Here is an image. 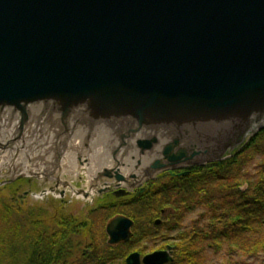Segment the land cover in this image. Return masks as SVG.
Masks as SVG:
<instances>
[{
    "label": "water",
    "instance_id": "1",
    "mask_svg": "<svg viewBox=\"0 0 264 264\" xmlns=\"http://www.w3.org/2000/svg\"><path fill=\"white\" fill-rule=\"evenodd\" d=\"M262 127L264 0H0V170L40 179L39 197L128 194ZM134 224L110 217L107 243ZM141 255L126 264L174 261Z\"/></svg>",
    "mask_w": 264,
    "mask_h": 264
},
{
    "label": "trees",
    "instance_id": "2",
    "mask_svg": "<svg viewBox=\"0 0 264 264\" xmlns=\"http://www.w3.org/2000/svg\"><path fill=\"white\" fill-rule=\"evenodd\" d=\"M261 156L255 177H246L248 173L242 172L249 162ZM190 173L181 177H169V182L162 185H150L143 193L135 197L119 198L113 197L106 207L125 212L120 206L131 202L136 208L135 211L127 212L135 219V232L132 243H123L114 248L107 245L106 249L92 252L91 256H83L85 260L81 264H106L113 260L112 255L119 258L126 256L134 246V243L143 240L145 236L157 234L163 227L167 234L176 232L172 238L176 245L174 261L168 264H206V252L210 247H221L223 242L238 246L236 239L238 236L246 234L248 231L264 223V128L262 127L253 137H251L239 150L234 151L230 156L222 160L210 162L205 165L189 167ZM155 182L153 181L152 184ZM243 183V184H242ZM245 184H247L246 187ZM131 199V201H130ZM125 201V202H124ZM146 208V213L140 215V211ZM201 205L204 211L194 220L192 225L183 226V222L188 212L193 211ZM4 207V206H3ZM0 207V216L6 222L13 221L14 211L11 207L4 210ZM163 208L171 211L164 216L163 227H148L153 224V218L160 216ZM33 212V211H32ZM139 212V213H138ZM30 216V215H29ZM39 211V217H41ZM143 218V221H141ZM90 220H86V225ZM35 223L41 225L43 220L39 219ZM69 223H72L71 221ZM43 230L29 232L28 238H60L70 240L73 229L67 228L65 231H57L51 228L50 222L45 223ZM142 225V226H141ZM140 227V229H138ZM42 230V231H41ZM13 237H17L16 230L9 231ZM46 232V233H45ZM14 233V234H13ZM148 233V234H147ZM10 234V235H11ZM166 234V236H167ZM3 235V233H2ZM0 232V246H3V237ZM168 238V237H166ZM10 243L8 245H11ZM55 248H62L61 241L55 243ZM246 252L258 253L259 249L264 250V238L255 240L248 246H244ZM108 249V251H107ZM106 252L107 255H103ZM96 253V254H95ZM117 254V255H116ZM49 255L53 259L49 262L39 260L34 264H63L67 262L68 254L59 250ZM1 258V255H0ZM2 262L3 264V258ZM61 260V261H60ZM17 257L12 258L16 262ZM30 261V260H29ZM26 260L25 263L33 264ZM59 261V262H56ZM264 264V263H263Z\"/></svg>",
    "mask_w": 264,
    "mask_h": 264
},
{
    "label": "rangeland",
    "instance_id": "3",
    "mask_svg": "<svg viewBox=\"0 0 264 264\" xmlns=\"http://www.w3.org/2000/svg\"><path fill=\"white\" fill-rule=\"evenodd\" d=\"M260 159H261V156H257L256 159H253L251 162H249V164L246 167L242 168L243 169L242 172L248 173L246 175V177H251V178H252V176L255 177V173L257 171ZM213 162H215V161H213ZM161 177L159 176V177H157L158 179L154 180V182H155L154 185L156 187H157V185H160V184L162 185L164 182H169V177H171V176L169 174H165L164 176H161ZM0 183H1V181H0ZM1 188H5V189H3L0 192V207H2L4 210H6V208H8V207H11L13 209V211L15 212L16 205L18 204V202L16 200L13 201L11 199V195L13 193L10 194L8 192L9 191V190H7L8 187L6 188L5 186H1ZM32 190H34L33 194L35 192L36 193L40 192V189L38 187H34V189H32ZM105 194H106V192L101 193L98 196H94V199H92L91 201H88V200L85 201V200H83V198L80 199V198H76L74 196L72 198L67 197L68 201L71 200L70 201L71 203L66 208H64V211L66 213L68 212V213H74V214L84 213L87 217L88 216L90 217V222L87 223V225H86V221H83L80 225H78V227L81 230H75V228L71 227V229H73V233L70 236L71 238H70V240H69L70 242H68V244L72 245V249H75V252L71 254V256L68 258L69 261L66 262L65 264H69L70 262L71 263L75 262L74 261L75 258L78 259L77 264H81L85 260L84 258H82L83 255H81L83 249H91L92 252H94V251L97 252L96 248H95L96 247L95 241H97L98 250H101V249L105 250L106 249L108 237H107L104 226H106L107 220L111 216H114V214L119 212V211H118V208L114 207V206H113V209L108 208V207H103V206H106L110 202V200L113 198L111 196H106ZM119 198H125V197H119ZM50 199L55 200V201L58 200V199H56V197H52ZM29 200L31 201V198H29ZM42 200L44 201V199H42ZM42 200H39V201L42 202ZM130 201H131V199H130ZM97 204H98V206H97ZM148 205L149 204H146V206H144L145 209H142L140 211V213L139 212L138 213L143 216V214L146 213V208ZM95 206L98 207V218L95 217L94 213H90V212H94ZM81 207H83L86 211H82ZM149 207H150V205H149ZM120 209L125 211V212H123V214H127V212H129V211H135L136 210V208L132 205L131 202L127 203L126 205L120 206ZM40 210L42 211V214L44 212V213L48 214V216H50V217L53 214H55V211L50 213L51 211L50 210L48 211L47 207L45 209L42 206ZM202 211H204V207L199 205L198 208L194 209L193 211L188 212V215L183 222V226L192 225L193 224L192 222L200 216ZM128 216H130V215H128ZM11 219H13V221L6 222L0 216V232H1V235L3 233L2 236H4L2 239V241H3L2 245L3 246H0L1 258H3V261L5 264H28V263H25L27 259H25V261L22 260L24 257H22L20 254L26 256L27 254H29L31 252V247H30V245H27V244L19 246L18 240L23 239L24 237L22 234L20 235V233L18 232L19 225H17L16 215H14V217H11ZM91 219H92V222H91ZM94 220L96 222H93ZM141 221H143V218H141ZM71 222H73V221H71ZM53 225L56 226V224H53ZM53 225H52V227H53ZM65 226L66 227H63V229H65V231H67L68 230L67 228H70V226H74V223L72 224V223L67 222V224ZM23 229L25 230L24 227H23ZM134 229H135V226H134L133 230ZM138 229H140V227H138ZM15 230H16V233L18 234L17 237H13L11 234L12 232L11 233L9 232V231L14 232ZM135 230H134V232H135ZM161 230H163V232H161L160 235L162 233L167 234L166 230H164L163 228ZM175 234H176L175 231L168 233L166 236L168 238H165L164 240L162 238H157L156 240L150 241V240L145 238L144 242H141L142 243L141 246H139L140 244H138V242H136V243H134V246L132 247V249L134 251H139L140 253H145V252L148 253V252L154 250L155 248L158 249V247H160V248L163 247L166 243L174 244L173 242L175 239H173L172 237L175 236ZM133 237H134V235H133ZM262 238H264V223L262 225L255 227L254 229L248 231L246 234L238 236V238L236 239L238 246L230 245L227 241V242H223L222 246L219 248H217V247L208 248L207 252H206V262L205 263L206 264H263L264 263V250H263V248L259 249L258 253H249V251L246 252V250H245L246 248H244V246H248L250 243L254 242L255 240H259ZM129 241H128L129 243H132V237L130 238ZM10 243H13V244L8 245ZM123 243H127V242H123ZM123 243H121V244H123ZM22 248L24 249V251H22ZM20 251H22V252H20ZM107 251H108V249H107ZM99 252L100 251H98V254H99ZM103 253H104L103 255H107L106 252H103ZM127 256H128V254H126V256L124 255V257L121 256V258H119L115 255H112V257L114 259L111 260L110 262H108L107 264H126V257ZM13 257H15V259L17 257V261H16L17 263L12 262ZM1 258H0V264H3V263H1L2 262ZM58 264H60V263H58Z\"/></svg>",
    "mask_w": 264,
    "mask_h": 264
},
{
    "label": "flooded vegetation",
    "instance_id": "4",
    "mask_svg": "<svg viewBox=\"0 0 264 264\" xmlns=\"http://www.w3.org/2000/svg\"><path fill=\"white\" fill-rule=\"evenodd\" d=\"M0 185L1 186H5L6 188L8 187L7 190H9L8 192L11 194V199L14 201L16 200L18 202V204L16 205V210H15V215H16V221H17V225H19L18 228V232L20 233V235L22 234L23 236L25 235L28 238V234L29 232H33L34 230H40L44 228V226L46 225L45 223H47V221L50 222L51 228H56V234L55 232H53L54 235H58L57 231H62L63 227H66L65 225L67 224V222L73 221L72 224L74 223V226H71L72 228H75V230H81L78 225H80L83 221H86V219L90 220V217L86 216L84 213H80V214H74V213H66L64 211V208H66L71 202V200L68 201L67 197H73L70 191H66L63 196H56L53 193H47L45 195H43V197H39L38 193H34L32 189H34V187H38L40 189V191L42 190L39 186V182L40 179H37L35 177H29L26 175H23L22 177H17L18 175L14 174L12 171H10L8 168H4L2 170H0ZM183 171H190L189 168H176L173 169V171L171 172L170 170L164 171L163 173H159L157 177H161L164 176L165 174H169L171 177H181V176H185V175H179L181 172ZM175 174H172V173ZM59 173V170H56V174ZM190 173V172H189ZM188 173V174H189ZM186 174V175H188ZM67 177H69L67 172H64L63 175V179H67ZM157 177H155L152 180H148L143 182V184H140L137 187H134L130 190V192L128 194H124V195H117L116 194V189H111L109 191L106 192V196H111V197H135L138 196L140 194H143L150 185H153V181L158 179ZM11 178H13V181H10ZM162 178V177H161ZM158 181V180H157ZM78 186L81 185V182L77 183ZM0 186V192L5 189V188H1ZM63 187V186H61ZM144 188V190L142 189ZM38 194V195H37ZM52 197H56V199H58L57 201L52 200L50 198ZM76 197V196H74ZM29 198H31V201L29 200ZM44 199V201L42 200ZM98 199V198H97ZM39 200H42L39 201ZM98 203V202H97ZM43 206V208L47 210L51 211L50 213H52L53 211H55V214H53L51 217L48 216V214L44 213L42 214V211L40 210L41 207ZM98 206V204H97ZM95 206L94 208V212H90V213H94L95 217L98 218V207ZM106 207V206H103ZM82 211H86L83 207H81ZM33 211V212H32ZM39 211H41V217H39ZM171 210L167 209V208H163L160 211V216H157L155 218H153L152 223L153 224H147L148 227L150 226H155V227H163V223H164V216L167 215V213H169ZM117 213H123V212H117ZM116 214V213H115ZM114 214V215H115ZM30 215V216H29ZM87 217V218H86ZM112 217V216H111ZM162 219L161 222L156 223L155 220L156 219ZM39 219L43 220L44 223H42L41 225H39L38 223H35L36 221H38ZM92 222V219H91ZM93 222H96L95 220ZM135 222V220H134ZM53 224H56V226H54ZM53 225V227H52ZM132 232L134 235V225H132ZM23 227L25 228V230L23 229ZM62 227V228H61ZM164 230H166L165 227H163ZM41 230V231H42ZM65 230V229H64ZM158 233L153 235V236H145L143 237V240H139L138 244H140L139 246L142 245L141 242H144L145 238L148 240H156L157 238H162L163 240L166 238V234H161V232H163V230H159L158 229ZM46 233V232H45ZM76 233V232H75ZM74 233V234H75ZM148 234V233H147ZM132 235V237H133ZM59 236V235H58ZM27 238H23V239H19V246L22 245H30L31 247V252L29 254H27L26 256L20 254L22 257H24L22 260L25 261V259H27V261H29L30 263L33 262L36 263L39 260H43V262H49L50 260L53 259L52 255H49V253L51 254L52 252L59 250L61 253L68 254V257L70 254L75 252V249H72V245L68 244V242H70L69 240H61L60 238H41V239H35V238H31V240L27 239ZM62 244L61 245L62 248H55V243L60 242ZM96 244V251L98 253V246H97V241H95ZM108 246H110L107 243ZM121 245V244H119ZM118 245V246H119ZM171 245L173 246V255L175 254V250H176V245L175 244H168L166 243L163 247H158V249H154L150 252H153L155 250H165L168 248V246ZM112 247V246H110ZM116 247V246H115ZM114 248V247H112ZM22 251H24V249L22 248ZM20 251V252H22ZM91 249H83L81 255L85 256V257H89L91 256L90 252ZM134 250H131L128 255L133 252ZM148 252V253H150ZM142 255L147 254L145 253H141ZM141 255V256H142ZM71 256V255H70ZM78 257V256H77ZM77 258H75V262H70L71 264H77ZM61 261V260H60ZM69 261V259H67V262ZM59 262V261H56ZM110 262V261H109ZM69 263V264H70ZM108 263V262H107ZM106 263V264H107ZM65 264V263H63Z\"/></svg>",
    "mask_w": 264,
    "mask_h": 264
}]
</instances>
